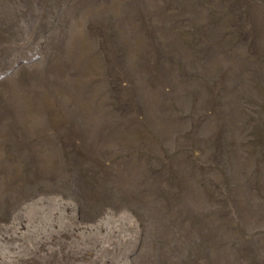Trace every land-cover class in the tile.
<instances>
[{
	"label": "rangeland",
	"instance_id": "374dc122",
	"mask_svg": "<svg viewBox=\"0 0 264 264\" xmlns=\"http://www.w3.org/2000/svg\"><path fill=\"white\" fill-rule=\"evenodd\" d=\"M0 264H264V0H0Z\"/></svg>",
	"mask_w": 264,
	"mask_h": 264
}]
</instances>
